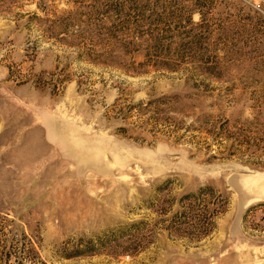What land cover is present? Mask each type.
Returning a JSON list of instances; mask_svg holds the SVG:
<instances>
[{"label": "rangeland", "instance_id": "374dc122", "mask_svg": "<svg viewBox=\"0 0 264 264\" xmlns=\"http://www.w3.org/2000/svg\"><path fill=\"white\" fill-rule=\"evenodd\" d=\"M0 264H264V0H0Z\"/></svg>", "mask_w": 264, "mask_h": 264}, {"label": "trees", "instance_id": "16d2710c", "mask_svg": "<svg viewBox=\"0 0 264 264\" xmlns=\"http://www.w3.org/2000/svg\"><path fill=\"white\" fill-rule=\"evenodd\" d=\"M196 195L195 194H188L185 197V199H189L190 197H193V199L197 198L195 197ZM219 197V196H218ZM221 197H219L220 199ZM219 202H223V199H220ZM208 206V202L207 204H205V207ZM216 213H219L215 210ZM215 212L213 210H210L209 208H207V214L205 216V214H201V218L198 219V222L196 223L197 221V218L195 217V215H185L184 216V219L182 221V223L185 225L184 227V231L188 232L189 234L192 235V238H190V241L191 242H194V243H197L200 236L199 237H193V236H196L195 234H199V233H202V234H208L211 230V217L215 215ZM164 213V211L162 212ZM175 224H173V226H168L170 230H178L180 231V229L182 230V228H177V227H174ZM144 223L143 221H140V222H134L133 224H130L129 226H127V234L130 236L133 235V234H136L135 236L137 235H140V236H143L147 230V228H144Z\"/></svg>", "mask_w": 264, "mask_h": 264}]
</instances>
